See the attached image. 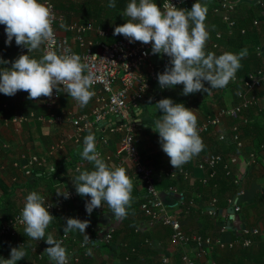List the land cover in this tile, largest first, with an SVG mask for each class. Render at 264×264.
<instances>
[{
	"label": "crops",
	"instance_id": "1",
	"mask_svg": "<svg viewBox=\"0 0 264 264\" xmlns=\"http://www.w3.org/2000/svg\"><path fill=\"white\" fill-rule=\"evenodd\" d=\"M195 2L196 0L189 4L186 9H190ZM199 2L203 4L202 1L199 0ZM236 2L237 9L233 15L237 19V24L240 23V17L250 21L254 17L253 25H248L247 28L248 30L258 28L254 29L255 34L259 35L258 40L260 41L258 54L264 60V30L259 28L264 23V0H236ZM122 13L123 11L118 13L116 20H124L125 17ZM209 14L222 16L217 11L208 10L207 15ZM258 16L261 18V22L259 25H255L254 20ZM77 18L75 17L74 20H77ZM107 21L108 25L113 28L115 22L113 18L107 19ZM61 24L66 25L64 21L58 24V34L60 35L66 33V29L60 27ZM211 25L210 22L205 23L206 30L209 33L207 43L210 45L215 41L213 26ZM234 28L230 29L227 25L226 29L231 33ZM226 29L218 31L217 36L221 38V42L217 43V47L211 48V52L217 56L225 51L238 54L241 50L236 45L226 44V39H222V34ZM6 39L5 25L0 24V58H16L23 47L16 45L15 38H13L10 45L5 43ZM29 55L40 59L43 56V45ZM235 84L233 79L224 88H213L208 93L196 92L187 95L189 98L187 107L197 116L198 131L206 117L216 114L222 107L237 103L235 100L238 99V96L236 93L233 94L231 87ZM152 85L156 86L157 84L153 83ZM181 86L176 85L172 88L174 92H177V90L182 89ZM205 86H209L207 82H205ZM167 94L163 98H167ZM258 94L261 98V108H252L245 112V115L249 118L248 122H242L238 118H224L221 125L206 134L203 141V150L181 166L188 169V177L180 175L176 178H170L166 174L172 166L170 158L163 152L159 144L158 132L152 130L153 125L151 123L158 119L156 115L159 111L155 106L157 101L153 100L151 93L146 94L141 103V108L136 114L140 125L136 133L139 151L143 155L146 164L155 169L157 188L170 212L180 219L186 231L205 233L215 239L209 248L208 254L197 257L198 264H264V239L259 235L255 236L252 245L244 246L241 244L242 236H239V230L242 227H258L264 232V147H262L264 146V88L258 90ZM27 97L28 93L24 91H18L13 96L0 93V116L11 118L17 112L26 113L32 110L38 114L49 116L50 110L45 97H40L38 100H29ZM93 106V97L86 106L81 107L77 101L62 91L60 107L57 111L62 113L73 112V114L78 115L91 112ZM108 120L114 121L113 116L110 115ZM236 122L240 124L241 128V138L244 142L242 148L237 147L230 137L231 127ZM90 131L95 134L96 148L102 147L104 154L113 156L109 166H117L119 158L116 153L120 147L121 136L109 131L104 134L101 133L109 138V143L105 144L101 143V140H97V135H101L100 132H96V129ZM221 132L228 134V138L224 141L218 138ZM72 133V125L69 122L57 124L48 121L30 120L21 125H8L3 119L0 121V224L11 217L24 204L25 198L30 192L56 194L58 190L63 191L65 188L74 186L72 179L79 175V172L74 168V164L82 159L83 140L89 134V131L84 134L81 143H75ZM61 139L65 140L63 147L52 150V146ZM23 152L47 157L46 165L37 170V177H34V175L25 176L15 166V161ZM251 152H257L255 163H252L250 159ZM213 153H222L227 157L237 156L238 161L231 164L232 176L238 181V185L234 182V194L233 191L232 193L228 191L229 188L223 186L224 193L217 197L214 193L215 189L218 188V184L215 183L212 187L211 183L206 184L203 182V178L209 174V170L201 169L199 162ZM93 167V164L89 163L81 171H90L93 170ZM121 167L126 169V174L133 183L132 200L130 206L127 207L130 213L129 216L131 219L137 218L138 231L142 235L139 238L140 241L145 236V241L151 246L150 248L144 247L142 256L146 258L148 264H161L164 258L168 259L169 264H182L181 255L185 248L172 241L171 235L168 234L171 231L170 226L152 223L142 212L140 206L136 205L139 196L143 192L140 181L132 165L124 163ZM220 167L222 166L217 168V172ZM52 168L56 169L54 173L51 172ZM213 179H211V182ZM237 190L241 192L238 195V201L242 210L239 213L232 214L229 211L232 206L229 200L236 195ZM89 198L81 197L68 202L60 213L51 214L54 218L46 229V235L51 232L59 240L62 236L60 232L66 224L65 218L67 217L88 220L89 225L85 230L87 235L90 234L89 227L93 222H99L104 226L116 224L118 226L117 231L122 229L125 218L117 220L106 202H102L105 206V212L101 214L92 212L91 215L86 213L82 205L83 200ZM214 198L217 199L216 203H214ZM213 208L218 210V214L215 216L209 214V210ZM135 209L138 215L134 213ZM69 234L71 237L67 240L65 248L76 245V242H73V237L83 239L85 235L78 230L71 231ZM19 236L21 240L31 241L33 252H43L48 247L45 240L34 241L28 238L24 234V228L20 230ZM217 240H220V242ZM101 244L95 245L92 249L89 264H103L105 261L106 264H132L131 259L129 261L125 260L124 255L128 252V249H123L120 240L114 239L112 244L107 243L104 247ZM107 246L108 249H106ZM192 253L195 254V251L193 250ZM32 257L31 259H33ZM40 264H54V262L46 256Z\"/></svg>",
	"mask_w": 264,
	"mask_h": 264
},
{
	"label": "clouds",
	"instance_id": "2",
	"mask_svg": "<svg viewBox=\"0 0 264 264\" xmlns=\"http://www.w3.org/2000/svg\"><path fill=\"white\" fill-rule=\"evenodd\" d=\"M109 8H115L114 0H109ZM208 6L199 0L190 9L178 8L171 0L162 6L155 0H130L127 3L124 17L126 22L114 27L113 35H123L132 42L151 44L153 54L166 55L169 58L163 72L157 73L161 89L183 85L182 94L196 92L208 93L213 88H224L230 80L235 79L241 67V59L248 55L242 49L238 54L223 52L216 55L206 52L209 33L205 20ZM52 13L50 8L40 0H0V24L5 25L6 44L13 38L17 46L27 49V53L18 55L14 61L0 58V93L13 96L18 91L28 93L29 100L40 97H51L53 89L67 93L81 107L86 106L95 95L92 89L93 76L87 63L70 50L57 53L46 51L40 59L29 53L38 50L41 45L53 38ZM61 28H66L64 24ZM8 67L7 65H9ZM205 82L209 85L205 86ZM162 114L151 123L152 130L158 132L159 144L163 152L170 158L174 169L180 168L198 155L204 148L202 138L197 130L196 114L183 103H175L171 98H162L155 104ZM88 126L85 125V128ZM81 156L93 164V170L81 171L72 179L75 191L82 197H90L85 201L86 212L91 215L94 209L106 202L113 216L120 220L127 216V207L132 200L133 183L121 166H109L100 156L96 148L95 134L89 130L84 137ZM55 168L51 172H55ZM65 199L70 197L66 191H57ZM51 204L36 191L30 192L24 201L20 214V223L24 234L34 241L45 240V248L49 259L54 264H68V254L62 241L46 229L54 216L49 212ZM63 226L65 234L78 230L84 235L85 244L90 240L86 234L88 220L67 217ZM93 244L95 242L91 241ZM87 255H91L88 249ZM22 245L12 247L10 258H0V264H17L26 257Z\"/></svg>",
	"mask_w": 264,
	"mask_h": 264
},
{
	"label": "built area",
	"instance_id": "3",
	"mask_svg": "<svg viewBox=\"0 0 264 264\" xmlns=\"http://www.w3.org/2000/svg\"><path fill=\"white\" fill-rule=\"evenodd\" d=\"M193 1L195 0H171V3L178 8H187ZM214 1L218 4L215 12L221 13L230 29L234 28L237 25V19L233 15L237 9L236 0ZM165 2H168V0H164L160 6L161 8ZM41 3L50 8L54 33L53 38L43 44V54L48 50H55L58 54L70 50L71 53H76L81 57L82 63L88 64L86 74L90 72L94 81L92 85L95 92L93 96V109L89 113L78 115L73 114V112H58L63 91L61 86L60 92L53 89L52 96L45 97L46 104L50 110L49 116L38 114L32 110L26 113L17 112L11 118L0 116V121L3 119L8 125H21L30 120L48 121L57 124L69 122L72 125V137L75 143H81L87 131L100 127H105L110 133L120 135V147L116 153L119 158L117 166H121L124 163L132 165L144 193V200L140 205V209L152 223H162L171 227L173 230L171 234L172 241L185 248L181 255L182 264H198L197 257L208 254L209 248L215 239L202 233L186 231L180 219L170 212L168 205L157 188L156 171L152 166L146 164L143 155L139 151L136 137L137 130L140 127L136 114H138L146 94L151 93L153 100L158 101L164 91V89L160 88L157 78V73L163 72L167 64L164 55L153 54L151 44L146 45L139 41L130 43L123 35H119L114 41L108 42L106 40L112 33L110 28L96 26L91 21L81 19L73 20L71 23L66 24V33L60 35L58 34V24L63 19L59 16L54 2L52 0H42ZM260 22L261 18L258 16L254 20V24L258 25ZM242 31L245 32V29ZM23 53H27L26 48L20 50L19 55ZM1 58L10 62L15 59L12 57ZM4 66L0 65V67ZM7 66L10 67V63ZM153 83L157 85L153 86ZM262 88H264V67L248 74V77L242 82V87L237 92L239 99L237 103L228 107H222L216 114L206 117L202 121L198 131L202 141H204L206 134H209L213 129L222 124L224 118H238L242 122H248L249 118L245 115V112L252 108H261V98L258 90ZM110 115L113 116L114 121L108 120ZM85 125L88 127L85 128ZM230 137L237 147L242 148L244 146L238 122L234 123L231 127ZM218 138L224 141L228 138V134L221 132ZM100 140L101 143H109L107 136H102ZM64 143L65 140L61 139L51 149L62 148ZM97 151L100 153L101 158L109 165L113 156L111 154H104L102 147L97 148ZM250 159L252 163H255L257 161V152H251ZM237 161V156L232 155L227 157L222 153L210 154L203 161L199 162L201 169L209 170V174L203 178V182L209 184L211 179L217 175V168L219 166H223L226 174L231 175V164ZM46 163V156L23 152L15 161V166L25 176H32L36 174L37 170L43 168ZM89 163L82 158L74 164V168L76 171L77 169L82 170ZM166 174L170 178H176L180 175L188 177L189 171L184 167L177 169L172 167ZM234 182L238 183L235 178ZM66 190L70 193V197L67 199L62 195H57V193L44 192L40 194L45 198L47 204H51V207L48 209L50 214L61 212L68 202L75 201L81 197L76 193L74 186L63 189V191ZM240 194L241 192L237 190L236 195L229 200L236 213L242 210L238 201V195ZM216 202L217 199L214 198V203ZM23 205L11 217L1 223L0 236H19L20 230L25 227L20 223ZM93 212L101 214L105 212V206L102 204L101 207L94 209ZM209 214L216 215L217 209H210ZM89 229L90 234L88 236L95 243L93 244L89 241L85 244L84 238L77 239L73 237V242H76V245L66 248L68 264H81L83 261L90 259L91 255L86 254L88 249H91L92 253L94 246L99 243L112 244L118 226L116 224L104 226L99 222H93ZM239 232V236H242L241 244L244 246L252 245L255 236L259 235L264 239V232L258 227H242ZM70 237L69 233H63L59 238L62 241L63 247L66 246L67 240ZM217 241L220 242V240ZM20 242L24 244L23 241ZM125 246L128 247L129 245L126 244ZM130 249L134 253L137 252L135 247H131ZM193 250L195 254L192 253ZM46 256L48 255L45 251L38 252L37 258L41 263ZM125 259L130 260V254H127ZM161 264H169L168 259L164 258Z\"/></svg>",
	"mask_w": 264,
	"mask_h": 264
},
{
	"label": "trees",
	"instance_id": "4",
	"mask_svg": "<svg viewBox=\"0 0 264 264\" xmlns=\"http://www.w3.org/2000/svg\"><path fill=\"white\" fill-rule=\"evenodd\" d=\"M55 4L56 10L59 14V16L62 17L65 24L71 23L75 17H78L77 19H82L84 21H91L96 26H102L105 28L111 29L112 33L107 38L106 41L112 42L114 41L119 35H113L114 27L117 25H121L126 22L127 17L124 18L123 21L116 20L117 15L119 12H124L126 5L130 0H114L116 7L115 8H109L107 5L109 3V0H52ZM203 2V4H206L208 6V10L214 11L216 10L218 4L214 0H200ZM42 2V0H40ZM158 6H161V4L164 2V0H155ZM105 15V16H104ZM214 15V14H213ZM212 14L207 15L205 23H211L213 26V33L215 36V41L210 45L209 43H206L205 45V51L211 52V48L217 47V43L221 42V38L218 37L217 33L219 30H224V28H227V24L224 21L223 17L220 15H214ZM112 19L114 22V27L108 25L107 19ZM253 18H251V21L249 19L240 17V23L236 25L234 30H232L231 33L228 32L226 29L224 33L222 34V39H226V44L228 45H236L238 49H247L248 55L241 59V67L237 70L234 82L235 85H232L233 94H237V90L240 89L242 86V82L248 77V74L254 70H258L259 68L264 67V60L263 58L258 54V44L260 41L258 40L259 35L257 33L255 34L254 29H258L257 27L252 28L248 30V25H253ZM259 25V24H258ZM260 30H264V23L261 24L259 27ZM245 29V32L242 30ZM228 39V41H227ZM215 43V44H214ZM30 54V53H29ZM164 59L166 63L168 64L169 58L164 55ZM181 90H177V92H174L173 88H165L162 95L160 96L159 100L162 99L168 92L167 98H171L175 103H183L186 107L188 105L187 101L189 98L187 95L182 94L183 85L181 86ZM235 102H238V99L235 100ZM235 104V103H234ZM162 113L159 112L156 117L159 118ZM96 129V128H95ZM106 131H109L105 127H100L96 129V132H100V134H104ZM97 135V140H100V138L103 135ZM34 177H37L36 174H34ZM213 181L210 182L211 186L213 187L215 183L218 184V188H216L214 195L217 197H220L221 194L224 193V190L222 189L223 186H226L228 191H231L230 193L234 194V178L231 175L226 174V171L224 170L223 166L219 168L217 175L213 177ZM174 184V182H173ZM171 185V184H169ZM226 188V189H227ZM231 194V195H233ZM82 197V196H81ZM80 197V198H81ZM87 199L83 200V207L85 209V201ZM144 200V193L139 196V200L136 202L137 206H140ZM136 208V206H135ZM83 210V211H84ZM82 211V212H83ZM140 211V210H139ZM141 212V211H140ZM60 213V212H59ZM127 216L124 219V226L122 229L118 230L114 234L115 240H120L121 245L124 250L128 249V252L126 254H130V261H132V264H148L147 260L143 255V249L144 247L150 248V244L145 241V236L140 241L141 233L138 231L137 227V218H130L129 210L127 209ZM136 214V209L134 211ZM218 214V210H217ZM138 215V213H137ZM215 216V215H214ZM61 222V221H60ZM162 224V223H161ZM166 225V224H163ZM1 226V224H0ZM168 226V225H166ZM173 230L169 231V236L172 234ZM60 234H63V229L61 230ZM81 235V234H80ZM203 235H206L203 233ZM209 236V235H206ZM83 237V236H82ZM20 241H23L24 244H21ZM107 243H102L101 246L104 247ZM128 244L129 246H125ZM143 244V245H142ZM22 245L27 253L26 257L22 258L21 260L17 261V264H40L38 260V253L33 252L31 241L29 240H21L20 236H0V258L8 259L10 258V250L12 247H19ZM131 247H135L137 252H132ZM108 249V246L107 248ZM122 249V250H123ZM124 252V251H123ZM124 255V257L126 256ZM33 256V257H32ZM31 257L33 259H31ZM31 259V260H30ZM126 260V259H125ZM129 261V260H128ZM82 264H89V259L82 262ZM103 264H106V261L103 262Z\"/></svg>",
	"mask_w": 264,
	"mask_h": 264
},
{
	"label": "water",
	"instance_id": "5",
	"mask_svg": "<svg viewBox=\"0 0 264 264\" xmlns=\"http://www.w3.org/2000/svg\"><path fill=\"white\" fill-rule=\"evenodd\" d=\"M229 211H230L232 214L235 213V210H234L233 206L230 207Z\"/></svg>",
	"mask_w": 264,
	"mask_h": 264
}]
</instances>
